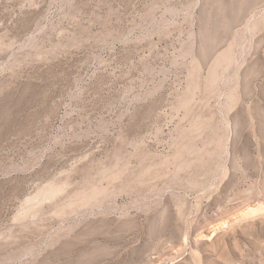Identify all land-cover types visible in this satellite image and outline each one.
Returning <instances> with one entry per match:
<instances>
[{"label": "rangeland", "instance_id": "rangeland-1", "mask_svg": "<svg viewBox=\"0 0 264 264\" xmlns=\"http://www.w3.org/2000/svg\"><path fill=\"white\" fill-rule=\"evenodd\" d=\"M0 264H264V0H0Z\"/></svg>", "mask_w": 264, "mask_h": 264}]
</instances>
